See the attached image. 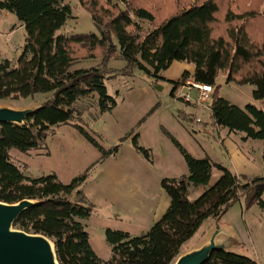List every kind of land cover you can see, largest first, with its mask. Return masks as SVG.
Returning a JSON list of instances; mask_svg holds the SVG:
<instances>
[{"label":"trees","instance_id":"trees-1","mask_svg":"<svg viewBox=\"0 0 264 264\" xmlns=\"http://www.w3.org/2000/svg\"><path fill=\"white\" fill-rule=\"evenodd\" d=\"M104 1L116 4L117 0ZM121 2L125 4L123 9L117 8L112 15L101 8L109 17L105 23L96 17V5L85 7L98 35L90 32L68 36L58 32L71 16L70 5L64 0H0V10L13 13L25 30V43L17 64L13 66L8 60H0V99L50 93L24 123H0V201H35L17 217L13 226L49 237L60 264H171L179 255L181 245L206 218L221 217L233 203L240 201L244 209L253 204L264 209V174L239 177L208 155L195 157L165 131L180 153L187 174L160 180L169 203L147 232L132 235L119 229H105L104 238L111 248V256L105 260L91 247L82 222L91 215L79 190L89 168L68 182H62L54 172L29 177L13 160L11 149L25 153L40 148L51 127L61 124L72 125L99 150L101 158L116 153L117 145L104 149L76 122L75 105L83 98H94L100 113L116 106L115 97L107 92L101 64L71 68L74 62L71 44L77 43L89 51L103 49V60L117 54L125 60V68L135 67L154 79L162 78L160 72L173 61L193 64L192 72L184 70L176 81H171L170 96L174 97L177 87L189 79L213 86L215 93L209 104L212 125L226 127L230 132H243V139L261 140L264 166V109L253 103L240 107L216 93V78L221 72L225 74V83L252 85V99L264 101L262 13L258 9H235L230 0H224L223 9L218 0H193L146 30L134 18L153 23V10L140 4L132 6L127 0ZM217 18L225 24L218 34L213 30ZM138 137L139 133L133 135L132 145L149 160V151L139 144ZM212 168L218 169L220 175L208 185ZM203 186L204 190L196 198L188 197L190 187ZM203 264L258 262L246 255L220 249L214 250Z\"/></svg>","mask_w":264,"mask_h":264},{"label":"rangeland","instance_id":"rangeland-1","mask_svg":"<svg viewBox=\"0 0 264 264\" xmlns=\"http://www.w3.org/2000/svg\"><path fill=\"white\" fill-rule=\"evenodd\" d=\"M127 1L132 6L140 4L153 10V23L134 18L143 29L149 30L193 0ZM218 1L221 3L220 9H223L224 0ZM64 2L70 5L71 16L58 32L68 36L90 32L99 34L85 7L96 5V17L105 23L109 17L101 8L107 9L112 15L117 8L123 9L125 5L121 0H117L116 4H106L104 0ZM230 5L239 10L258 9L264 16V0H230ZM224 26L222 20L217 18L213 23V30L217 34L221 33ZM112 39L117 44L114 36ZM24 43L25 30L21 22L13 13L0 10V60H8L15 66ZM71 52L74 58L71 68L100 64L104 67L107 92L115 97L116 106L109 112L100 113L94 98H83L75 105L78 115L76 122L89 131L104 149L117 145L116 153L101 158L99 150L72 125L61 124L51 127L40 148L25 153L11 149L10 154L29 177L54 172L62 182H68L73 176L89 168L86 180L79 190L90 207L91 215L82 222L89 234L90 245L100 258L107 260L111 256V248L104 238L105 229H119L132 235L147 232L169 203L160 180L186 172L180 153L165 131L170 132L195 157L208 155L214 162L227 167L239 177L264 173L262 149L258 147L257 139H243L244 133L240 131L231 135V140L242 151L245 161L239 155L232 154L227 143H224L227 147L223 144V138L229 130L212 125L208 109L214 89L210 100L200 104L170 96L171 81H176L184 70L193 69L192 64L173 61L167 69L160 72L162 78L154 79L135 67L125 68V60L117 54L103 60V49L89 51L81 44L73 43ZM216 85L218 96L231 103L240 107L253 103L264 109V101L252 99V85L225 83V74L221 72L217 75ZM195 95L196 92L192 89L190 96L195 98ZM49 96L50 93H35L24 98L0 99V106L38 107ZM197 117L200 122H195ZM136 133H139V144L149 151V160L132 145L131 140ZM123 137L125 139L121 140ZM219 175L220 171L212 168L208 185ZM204 188L190 187L188 197L196 198ZM164 197L167 205L160 212ZM214 224L213 218H206L181 245L179 255L201 245L213 230ZM218 225L221 233L233 239L228 250L264 264V209L253 204L244 211L240 203L235 202L220 217Z\"/></svg>","mask_w":264,"mask_h":264},{"label":"water","instance_id":"water-1","mask_svg":"<svg viewBox=\"0 0 264 264\" xmlns=\"http://www.w3.org/2000/svg\"><path fill=\"white\" fill-rule=\"evenodd\" d=\"M36 107L0 106V123H24ZM35 201L22 199L16 203L0 201V264H60L52 240L41 233H28L13 225L17 217ZM214 218V228L208 238L195 248L178 255L171 264H203L214 250H228L232 238L219 230Z\"/></svg>","mask_w":264,"mask_h":264},{"label":"built area","instance_id":"built-area-1","mask_svg":"<svg viewBox=\"0 0 264 264\" xmlns=\"http://www.w3.org/2000/svg\"><path fill=\"white\" fill-rule=\"evenodd\" d=\"M195 90V98L190 96V91ZM214 87L200 82H194L192 80H187L184 84L177 87L175 92V97L181 99L184 102H195L201 103L210 100V95L213 93Z\"/></svg>","mask_w":264,"mask_h":264},{"label":"crops","instance_id":"crops-1","mask_svg":"<svg viewBox=\"0 0 264 264\" xmlns=\"http://www.w3.org/2000/svg\"><path fill=\"white\" fill-rule=\"evenodd\" d=\"M189 64H191V63H189ZM193 65V64H192ZM194 70V65H193V69H189L188 71L189 72H192ZM209 105V104H208ZM209 109V108H208ZM186 113V112H185ZM184 114V113H183ZM185 115V114H184ZM196 120V121H195ZM194 121L195 122H200L201 120H200V118H196ZM217 127H219V126H217ZM233 134V132H230V131H227V133L225 134V137L223 138V144L224 143H227L228 145H229V149H230V151H231V153L232 154H235V155H239L240 156V158L243 160V161H245V157H244V155L241 153L242 151L238 148V146H236L234 143H233V140H231V135ZM246 141V140H245ZM257 144L259 145L258 147L259 148H261L262 149V141L260 142L258 139H257ZM254 143V142H253ZM256 144V143H255ZM225 145V144H224ZM226 146V145H225ZM227 147V146H226ZM31 151V150H30ZM29 152V151H28ZM210 157V156H209ZM263 164V163H262ZM185 167H186V165H185ZM263 168H264V166H263ZM261 169L262 168H260V170H259V172L261 171ZM264 170V169H263ZM185 171L186 172H183L182 174H187V167H186V169H185ZM262 173L263 172H261V173H259V174H261L262 175ZM264 174V173H263ZM181 175V174H180ZM238 175V174H237ZM249 175V176H248ZM248 175H244V176H246V177H252V176H255V175H253V174H248ZM199 188V187H198ZM161 194L159 195V197L161 198ZM158 197V196H157ZM262 199L264 200V193H263V195H262ZM162 203H163V206H162V209L160 210V212L166 207V205H167V200L165 199V197L162 199ZM240 203V205H241V208L242 209H244L243 208V206H242V201H240L239 202ZM245 210H247V209H244V211ZM159 212V213H160ZM220 219V218H219Z\"/></svg>","mask_w":264,"mask_h":264}]
</instances>
